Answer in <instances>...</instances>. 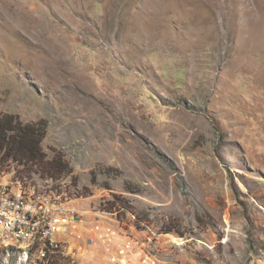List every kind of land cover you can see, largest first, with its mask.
<instances>
[{
    "label": "rangeland",
    "instance_id": "1",
    "mask_svg": "<svg viewBox=\"0 0 264 264\" xmlns=\"http://www.w3.org/2000/svg\"><path fill=\"white\" fill-rule=\"evenodd\" d=\"M0 113L70 164H0L67 194L63 264H264V0H0ZM31 251L0 238V264Z\"/></svg>",
    "mask_w": 264,
    "mask_h": 264
},
{
    "label": "trees",
    "instance_id": "2",
    "mask_svg": "<svg viewBox=\"0 0 264 264\" xmlns=\"http://www.w3.org/2000/svg\"><path fill=\"white\" fill-rule=\"evenodd\" d=\"M46 129L47 125L42 122L25 124L19 115L0 113V164L7 166L13 163L23 166L28 173L40 172L42 176H47L48 179L55 181L71 173L70 164L64 156L55 152L54 157L49 159L42 150V144L47 134ZM18 177H22L19 180L22 184L24 181L26 183L30 180L24 178L23 174L18 175ZM125 190L133 195L140 194L138 186L131 181L126 182ZM110 202L112 205H106L105 212L118 214L119 208L128 210L126 206L129 202L119 195H114V200ZM37 248L33 249L31 254L36 253ZM11 249L13 248L11 247ZM47 250V259L44 261H48L49 264H63L62 258L65 255L59 247Z\"/></svg>",
    "mask_w": 264,
    "mask_h": 264
},
{
    "label": "built area",
    "instance_id": "3",
    "mask_svg": "<svg viewBox=\"0 0 264 264\" xmlns=\"http://www.w3.org/2000/svg\"><path fill=\"white\" fill-rule=\"evenodd\" d=\"M16 190L17 198L0 192V218L11 225V232L0 230V236L22 240L14 238V228H21L22 237H34L38 245L58 248L75 227L77 217L65 211V206L44 203V197H40V203H32V196H36L33 190L20 192V187Z\"/></svg>",
    "mask_w": 264,
    "mask_h": 264
},
{
    "label": "bare ground",
    "instance_id": "4",
    "mask_svg": "<svg viewBox=\"0 0 264 264\" xmlns=\"http://www.w3.org/2000/svg\"><path fill=\"white\" fill-rule=\"evenodd\" d=\"M36 196H32V203H40V197H44V203L55 204L57 206H65V211L71 212V209L67 205V194H52L47 191H41L38 189H32ZM0 192L6 193L10 198H17L18 193L10 192L6 187L0 186ZM73 215L74 213L71 212ZM0 230L2 232H11V225L5 224V220L0 218ZM4 240L13 241L19 243L24 249H36L39 251L40 259L46 260L48 255V250L50 249L48 245H38L34 242V237H22V229L14 228V238H22V240H16L10 237L0 236Z\"/></svg>",
    "mask_w": 264,
    "mask_h": 264
}]
</instances>
